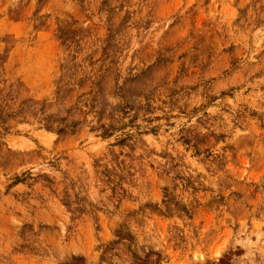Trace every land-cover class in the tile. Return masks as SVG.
<instances>
[{"label": "rangeland", "instance_id": "obj_1", "mask_svg": "<svg viewBox=\"0 0 264 264\" xmlns=\"http://www.w3.org/2000/svg\"><path fill=\"white\" fill-rule=\"evenodd\" d=\"M0 264H264V0H0Z\"/></svg>", "mask_w": 264, "mask_h": 264}]
</instances>
